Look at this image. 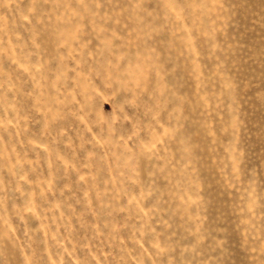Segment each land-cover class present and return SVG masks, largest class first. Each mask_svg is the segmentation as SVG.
<instances>
[{"label": "rangeland", "instance_id": "1", "mask_svg": "<svg viewBox=\"0 0 264 264\" xmlns=\"http://www.w3.org/2000/svg\"><path fill=\"white\" fill-rule=\"evenodd\" d=\"M0 264H264V0H0Z\"/></svg>", "mask_w": 264, "mask_h": 264}]
</instances>
